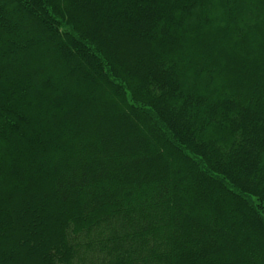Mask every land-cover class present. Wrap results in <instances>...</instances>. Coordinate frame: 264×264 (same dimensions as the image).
Listing matches in <instances>:
<instances>
[{
	"label": "trees",
	"instance_id": "16d2710c",
	"mask_svg": "<svg viewBox=\"0 0 264 264\" xmlns=\"http://www.w3.org/2000/svg\"><path fill=\"white\" fill-rule=\"evenodd\" d=\"M0 264H264V0H0Z\"/></svg>",
	"mask_w": 264,
	"mask_h": 264
},
{
	"label": "rangeland",
	"instance_id": "374dc122",
	"mask_svg": "<svg viewBox=\"0 0 264 264\" xmlns=\"http://www.w3.org/2000/svg\"><path fill=\"white\" fill-rule=\"evenodd\" d=\"M36 42V44H37V41H35ZM39 44V43H38ZM41 67V66H40ZM39 68V67H38Z\"/></svg>",
	"mask_w": 264,
	"mask_h": 264
}]
</instances>
